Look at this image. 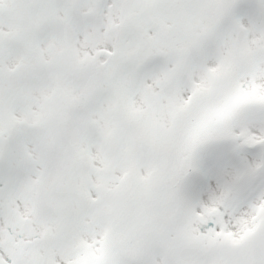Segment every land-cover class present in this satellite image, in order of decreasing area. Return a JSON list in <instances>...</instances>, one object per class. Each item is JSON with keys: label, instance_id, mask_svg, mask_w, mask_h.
Listing matches in <instances>:
<instances>
[{"label": "snow or ice", "instance_id": "1", "mask_svg": "<svg viewBox=\"0 0 264 264\" xmlns=\"http://www.w3.org/2000/svg\"><path fill=\"white\" fill-rule=\"evenodd\" d=\"M0 264H264V0H0Z\"/></svg>", "mask_w": 264, "mask_h": 264}]
</instances>
